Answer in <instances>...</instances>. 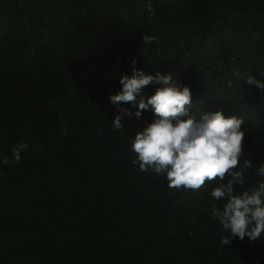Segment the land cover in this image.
<instances>
[{
    "label": "trees",
    "instance_id": "1",
    "mask_svg": "<svg viewBox=\"0 0 264 264\" xmlns=\"http://www.w3.org/2000/svg\"><path fill=\"white\" fill-rule=\"evenodd\" d=\"M133 60L188 85L192 114L241 118L245 188L261 179L264 91L247 79L264 81V0H0V264H264V237L220 244L215 181L177 190L133 166L153 113L117 130L136 109L109 101Z\"/></svg>",
    "mask_w": 264,
    "mask_h": 264
},
{
    "label": "clouds",
    "instance_id": "2",
    "mask_svg": "<svg viewBox=\"0 0 264 264\" xmlns=\"http://www.w3.org/2000/svg\"><path fill=\"white\" fill-rule=\"evenodd\" d=\"M154 36H143V43L151 44ZM132 61V74L120 78V90L109 95V101L119 106L131 102L135 112L120 108L112 119L119 130L124 127L123 116L135 115L140 119L143 111H151L153 120L145 121L137 130L131 152L133 166L142 172L163 175L168 187L199 192L206 181H215L210 195L222 206H213L211 216L222 227L224 235L220 244L229 246L233 239L249 241L264 237V163L256 169L261 179L245 188V174L253 167L252 161L244 159L243 143L245 132L243 120L237 116H226L223 111L190 112L192 92L188 85L173 80L171 73L145 74ZM247 83L264 91V81L249 76ZM159 85L154 93L145 98L142 91L149 85ZM139 97V100H138ZM29 148L23 141L13 149L15 162ZM8 158L0 159L7 165ZM239 166V168H238ZM237 187L244 189L237 193Z\"/></svg>",
    "mask_w": 264,
    "mask_h": 264
}]
</instances>
